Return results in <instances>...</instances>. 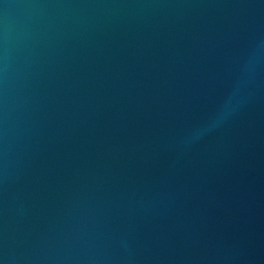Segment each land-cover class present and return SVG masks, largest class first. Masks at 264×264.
<instances>
[{
    "label": "water",
    "instance_id": "water-1",
    "mask_svg": "<svg viewBox=\"0 0 264 264\" xmlns=\"http://www.w3.org/2000/svg\"><path fill=\"white\" fill-rule=\"evenodd\" d=\"M0 264H264V0H0Z\"/></svg>",
    "mask_w": 264,
    "mask_h": 264
},
{
    "label": "clouds",
    "instance_id": "clouds-1",
    "mask_svg": "<svg viewBox=\"0 0 264 264\" xmlns=\"http://www.w3.org/2000/svg\"><path fill=\"white\" fill-rule=\"evenodd\" d=\"M253 63L252 60L249 61V65ZM232 107L231 99L228 103H226L220 110V112L217 114L216 118L212 121V123L204 128H200L194 131L192 134L193 139H198L200 136L205 134L206 131H210L211 128L218 126L219 123L223 122L224 119L227 118V116L230 114V110Z\"/></svg>",
    "mask_w": 264,
    "mask_h": 264
}]
</instances>
